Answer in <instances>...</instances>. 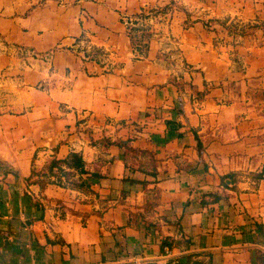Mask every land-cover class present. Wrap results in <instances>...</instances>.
I'll list each match as a JSON object with an SVG mask.
<instances>
[{
    "label": "crops",
    "instance_id": "0c3cea01",
    "mask_svg": "<svg viewBox=\"0 0 264 264\" xmlns=\"http://www.w3.org/2000/svg\"><path fill=\"white\" fill-rule=\"evenodd\" d=\"M262 20L264 0H0V264H160L165 237L264 264V28L235 29ZM72 150L89 188L28 179Z\"/></svg>",
    "mask_w": 264,
    "mask_h": 264
},
{
    "label": "trees",
    "instance_id": "16d2710c",
    "mask_svg": "<svg viewBox=\"0 0 264 264\" xmlns=\"http://www.w3.org/2000/svg\"><path fill=\"white\" fill-rule=\"evenodd\" d=\"M137 16H143L145 17L146 14L140 13ZM131 22V20L129 21ZM135 25L129 23V35L131 37L133 47L137 49L139 52L144 53L147 48L149 47V40L153 36L152 32H147L143 34V37L139 36L137 30L138 29H148V26H142L140 22L135 21ZM258 25V24H255ZM145 38V39H144ZM96 50L100 51L99 49L95 48ZM204 94V91L201 93ZM198 138V151L199 154L202 155L204 151V145L202 141L199 139V136L197 135ZM117 143L119 146L125 148V154L126 157L129 158L131 156L130 151L137 154H142L144 156L148 157L147 165H142L139 166L142 171L145 173H151V174H156L157 173V160L155 159V156L152 154L151 151L147 149H142L135 147L131 144V139H117L113 141ZM128 164V163H127ZM191 168L197 166V163L190 164ZM76 173H79L80 175L87 173L90 177L91 176H101V174L97 171H92L90 172L87 167H86V160L83 156V154L79 151L72 150L66 157L64 158H57L54 157L51 159V161L47 164L46 168L44 170H36L33 168L31 175L29 176V180L35 176L38 175V178L34 179L35 181H38L42 187H45L48 183L54 182L58 183L61 185H69L71 187H76V188H84L87 189L91 186V182H86V180L80 176L79 178L76 177ZM235 172H230L226 175L223 176V182L225 185H227L226 178L229 176L233 181H234V174ZM263 176V173L259 172L256 177L261 178ZM146 184V182L144 181ZM147 192L149 193L150 191H155L157 197L159 196L158 189L156 188H146ZM214 199L220 198L218 194H213ZM216 195V196H215ZM43 208L44 205L42 206ZM189 243V240H187ZM165 244H169L172 247L175 245L180 244V240L170 238V237H165L162 242V248ZM186 264H189L188 260L185 261Z\"/></svg>",
    "mask_w": 264,
    "mask_h": 264
},
{
    "label": "rangeland",
    "instance_id": "374dc122",
    "mask_svg": "<svg viewBox=\"0 0 264 264\" xmlns=\"http://www.w3.org/2000/svg\"><path fill=\"white\" fill-rule=\"evenodd\" d=\"M135 20V19H134ZM145 18L143 16H139V18L136 20L138 22H140V24L142 26H145L146 23L144 22ZM255 24H258L260 27H263L264 28V20H262L261 22H254L253 24L251 22H247L241 26H236L235 29L236 31L240 32V33H245V32H248L249 34H252L254 33V31L259 27L258 25H255ZM139 36L143 37V34L144 33H147V32H150L148 29H138L137 30ZM145 39V38H144ZM135 151L131 152L130 151V154L131 155H136V153H134ZM157 195L156 192L154 191H150L149 192V196L150 198H152L153 200L155 198H157Z\"/></svg>",
    "mask_w": 264,
    "mask_h": 264
},
{
    "label": "built area",
    "instance_id": "2783aa9c",
    "mask_svg": "<svg viewBox=\"0 0 264 264\" xmlns=\"http://www.w3.org/2000/svg\"><path fill=\"white\" fill-rule=\"evenodd\" d=\"M88 48H90V45H88ZM163 255L165 256V260L160 264H186L180 256L174 253L173 247L169 244L163 246Z\"/></svg>",
    "mask_w": 264,
    "mask_h": 264
}]
</instances>
